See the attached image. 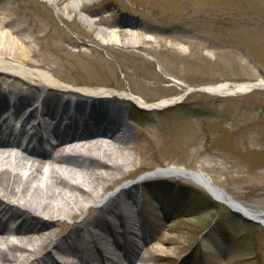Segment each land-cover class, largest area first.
Returning <instances> with one entry per match:
<instances>
[{
  "label": "rangeland",
  "instance_id": "374dc122",
  "mask_svg": "<svg viewBox=\"0 0 264 264\" xmlns=\"http://www.w3.org/2000/svg\"><path fill=\"white\" fill-rule=\"evenodd\" d=\"M0 6L10 30L19 29L13 36L31 41L33 69L49 71L68 89L112 91L99 108L119 109L110 118L134 130L129 152L135 166L111 193L127 182L143 183L116 211L123 216L132 205L157 202L155 212L164 216L146 223L148 233L135 239L134 264L140 258L149 264H264L262 225L237 217L199 185L164 174L201 170L235 200L264 212V89L234 96L194 91L179 105L153 112L119 97L128 93L155 103L189 88L264 80V0H82L67 13L50 0H0ZM120 20L131 25L117 26ZM99 29L118 32L119 39L105 43ZM0 81L32 97L22 98L24 106L37 102L47 109V96L53 105L51 90L4 74ZM61 103L54 109L107 117L98 108ZM107 220L108 229L117 225ZM84 245L77 242L76 250ZM160 247L172 256L158 254Z\"/></svg>",
  "mask_w": 264,
  "mask_h": 264
},
{
  "label": "bare ground",
  "instance_id": "6f19581e",
  "mask_svg": "<svg viewBox=\"0 0 264 264\" xmlns=\"http://www.w3.org/2000/svg\"><path fill=\"white\" fill-rule=\"evenodd\" d=\"M50 1L61 12L67 13L72 7L79 9L82 0ZM83 17L88 21L93 18L91 14H85ZM129 22V20H120L117 26L123 27L127 25L126 23L131 25ZM9 23L6 11L0 6V74L34 84L43 90L55 92L52 97L53 105L50 104L48 96L45 97L47 109L43 107V103L41 104L45 116L60 121H70L80 116L95 117L94 115L66 111L64 107L55 110L54 105L57 100L62 102L61 104H74L77 108L91 107L103 110L99 107H103L104 101L108 100L107 96H113L112 91L68 89L61 85L49 71L40 68L33 69L31 58L36 56V52L27 45L31 41L13 36L19 32V29L10 30ZM2 26L8 27L9 30L3 31ZM119 34L118 32L106 34L102 29H99L97 36L103 42L110 43L118 40ZM121 34L124 35L125 31ZM16 86L17 84L13 82L2 84L0 81L2 104H6L8 98H12L13 102L18 104L24 103L22 98L27 101L32 99V97L16 92L13 89ZM227 86L222 83L207 87V89L214 92L212 94L224 96L240 93L237 89H227ZM119 97L123 99L129 97L139 106H151V103L139 96L134 98L130 97L128 93H119ZM176 99H164L155 105H168ZM21 108L20 106L19 110ZM37 109L36 107L32 111L36 112ZM22 111L28 110L24 108ZM96 112L104 113L107 117H100L105 120H115L110 117L120 114L119 109L113 107ZM98 118L95 117V119ZM123 129L124 145L117 146L114 153L103 145L97 144L99 140L110 142L109 139L99 138L91 139L88 142L84 141L82 145H79L80 149H74L76 156H82V161H77L71 167L66 166L67 163L62 157L54 159L47 153H39L29 148L21 149V152L14 151L11 148L13 145L0 141V215H7L9 220L20 218L22 221V225H17L13 230L0 225V264H73V258L78 257L76 243L79 241L92 245L91 249L97 252V256L92 257L95 264H120L122 256L126 264H134L133 257L137 256L134 255L136 250L133 245L136 238L142 239L148 233L147 225L140 232L130 231L127 237L124 233L128 232L120 231L115 226L113 229H108L104 225L108 217L116 220L115 223L121 227L126 223L135 225L134 221L136 222L132 212H129L132 215L127 213V216H122L116 211V208L118 202L126 198L129 192L137 190L143 181L127 182L126 185L111 193L117 183L130 177L135 166V158L129 152L132 145H135L134 131L130 125ZM102 132L106 134L105 131ZM93 136H96V132L87 131L74 134L68 139L87 140V138H94ZM164 174L181 177L205 190H211L219 202L246 216L255 217L254 214L259 213L256 209L230 198L226 193L212 190L202 179V176L207 178L208 175L201 170L187 173L186 170L171 169L164 171ZM156 205H158L157 202L150 204L154 208ZM155 209H148L153 213L149 220L151 223L164 218L161 213L155 212ZM95 210L99 212L98 215L95 214ZM88 214L89 217H87ZM92 214L94 215L91 216ZM256 218H261L264 221V216ZM25 223L26 226L23 225ZM9 235L14 237L13 242L15 243L12 245H8ZM3 245L4 247H2ZM112 251L121 258L118 256L120 260L110 263L112 261L110 258L115 255L112 254ZM156 251L165 258L172 256V254L164 255L165 252L161 247L156 248ZM108 254H111L110 258ZM70 256L73 258L69 259ZM140 261L147 262L148 260L140 258ZM85 264L91 263L85 262Z\"/></svg>",
  "mask_w": 264,
  "mask_h": 264
},
{
  "label": "water",
  "instance_id": "95a60500",
  "mask_svg": "<svg viewBox=\"0 0 264 264\" xmlns=\"http://www.w3.org/2000/svg\"><path fill=\"white\" fill-rule=\"evenodd\" d=\"M228 85L226 88L227 89H237V91H239L240 93H247V92H251L253 90H257V89H264V81L263 80H257V81H246V82H226L223 83ZM207 87L210 86H205V87H197V88H190L186 93H184L182 96L178 97L175 101L171 102L168 105H164V106H158L155 104H151L150 107H143V106H139L137 105L140 109L145 110V111H154V110H162L168 107H173L176 104H179L182 102V100L187 96V94H189L190 92H194V91H202V92H208V93H214L210 90L207 89ZM202 179L211 187V189H215L216 191H221L218 187H216L215 185L212 184V182L210 181V178L207 177L205 178L204 176H202ZM222 192H224L222 190ZM232 212L239 216L242 217L244 219H248L251 220L255 223H259V224H264L261 220H258L256 217L260 216V215H264V213H257L256 215L254 214L255 217H249V216H245L244 214H242L239 211L233 210Z\"/></svg>",
  "mask_w": 264,
  "mask_h": 264
}]
</instances>
